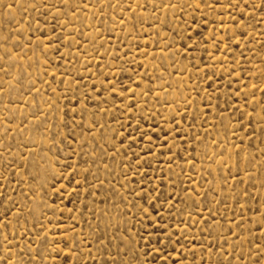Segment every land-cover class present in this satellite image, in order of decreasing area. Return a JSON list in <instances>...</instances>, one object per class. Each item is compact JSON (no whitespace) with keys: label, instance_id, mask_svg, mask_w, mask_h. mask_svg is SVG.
<instances>
[{"label":"rangeland","instance_id":"obj_1","mask_svg":"<svg viewBox=\"0 0 264 264\" xmlns=\"http://www.w3.org/2000/svg\"><path fill=\"white\" fill-rule=\"evenodd\" d=\"M0 264H264V0H0Z\"/></svg>","mask_w":264,"mask_h":264}]
</instances>
